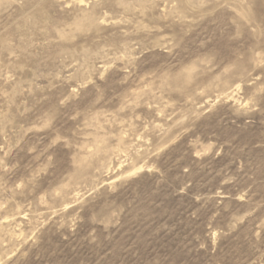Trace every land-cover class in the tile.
Masks as SVG:
<instances>
[{
  "label": "rangeland",
  "instance_id": "obj_1",
  "mask_svg": "<svg viewBox=\"0 0 264 264\" xmlns=\"http://www.w3.org/2000/svg\"><path fill=\"white\" fill-rule=\"evenodd\" d=\"M0 264H264V0H0Z\"/></svg>",
  "mask_w": 264,
  "mask_h": 264
}]
</instances>
